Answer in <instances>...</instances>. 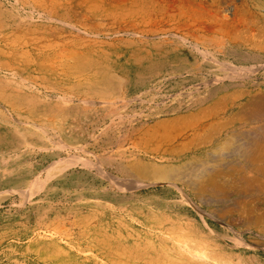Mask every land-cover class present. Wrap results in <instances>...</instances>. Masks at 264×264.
Instances as JSON below:
<instances>
[{
    "label": "rangeland",
    "instance_id": "obj_1",
    "mask_svg": "<svg viewBox=\"0 0 264 264\" xmlns=\"http://www.w3.org/2000/svg\"><path fill=\"white\" fill-rule=\"evenodd\" d=\"M261 4L0 0V264H264ZM131 160L214 168L190 188Z\"/></svg>",
    "mask_w": 264,
    "mask_h": 264
},
{
    "label": "bare ground",
    "instance_id": "obj_2",
    "mask_svg": "<svg viewBox=\"0 0 264 264\" xmlns=\"http://www.w3.org/2000/svg\"><path fill=\"white\" fill-rule=\"evenodd\" d=\"M260 7H262L263 9H264V4L262 5L261 4V6ZM34 10V9H33ZM52 11V10H51ZM222 12V11H221ZM146 13V12H145ZM208 13V12H207ZM41 14V13H40ZM230 14V13H229ZM203 17V16H202ZM170 19V18H169ZM56 20V19H55ZM205 20V19H204ZM54 21V20H53ZM208 22V21H207ZM216 22V21H215ZM150 23V22H149ZM159 23L160 22H158V23H154V27H155V36H159V35H161V34H164V33H167V32H171L172 33V31L173 30H176V31H182L183 33H184V36L183 37H181V39H184V41L186 42V40L188 39V37H190L191 39L192 38H194L195 40H197V41H199V42H202V43H210V44H212V43H216V45H220L221 46V43L223 42H226L225 40H226V37H227V35H226V37H224L223 35H220L219 33H214V31L215 30H217V27L214 29V31H212V27L210 28V27H207V26H205V25H201V24H199V25H196V24H198V23H195V22H192V23H190V22H186V24L185 23H177V24H175V25H162V26H160L159 25ZM193 23H195V24H193ZM165 24V23H164ZM203 24V23H202ZM114 26V25H113ZM135 27V26H134ZM75 29V28H74ZM150 29H152V28H150ZM219 29V28H218ZM222 30H223V28H222ZM221 30V31H222ZM154 31H152V32H154ZM117 32V31H116ZM150 32V31H149ZM215 32H217V31H215ZM222 32H224V31H222ZM221 32V33H222ZM87 33V32H86ZM108 34V33H107ZM143 34V33H142ZM149 34V33H148ZM223 34V33H222ZM224 34H226L225 32H224ZM171 35V34H170ZM176 35V34H175ZM91 36V35H90ZM137 36V35H136ZM172 36V35H171ZM167 37V36H166ZM179 37V36H178ZM245 37V36H244ZM155 38V37H154ZM230 39V38H229ZM241 39V38H240ZM229 42V41H228ZM219 43V44H218ZM257 43V42H256ZM201 44V43H200ZM226 44V43H225ZM215 45V44H214ZM224 45V44H223ZM225 46V45H224ZM196 47V46H195ZM214 47V46H213ZM216 47V46H215ZM220 48V47H219ZM222 49H223V47H222ZM197 50V49H196ZM221 50V49H220ZM225 50V49H224ZM199 51V50H198ZM61 54V53H60ZM200 54V53H199ZM206 54V53H205ZM203 55H204V53H203ZM213 59H214V57H213ZM224 63V62H223ZM217 64H219V63H217ZM229 64V63H228ZM255 66V65H254ZM232 67V66H231ZM230 67V68H231ZM235 67V66H234ZM180 68V67H179ZM187 68V67H186ZM224 68H226V67H224ZM239 68V67H238ZM245 68V67H244ZM177 69V68H176ZM246 69H247V67H246ZM225 70V69H224ZM227 70V69H226ZM232 70L234 71V69L232 68ZM229 71V70H228ZM231 71V70H230ZM249 71V70H248ZM232 72V71H231ZM233 73V72H232ZM121 79V78H120ZM212 79H215V78H212ZM112 81H113V79H111ZM121 80H123V79H121ZM234 80V79H233ZM125 81V80H124ZM124 81L123 82H121L120 84L122 85V83H124ZM213 81V80H212ZM27 82V81H26ZM219 82V81H218ZM91 83V82H90ZM90 85V84H89ZM119 85V84H118ZM96 87V86H95ZM99 87V86H98ZM91 88V87H90ZM117 88V87H116ZM86 89V88H85ZM201 89V88H200ZM76 90V89H75ZM113 90H114V88H113ZM117 90V89H116ZM99 92L98 93H100V94H102V95H104L105 93H103L100 89L98 90ZM83 92V91H82ZM89 92V91H88ZM114 92V91H113ZM116 92V91H115ZM90 93V92H89ZM93 94V93H92ZM70 95V94H69ZM94 95V94H93ZM96 95V94H95ZM113 95H116L115 93L113 94ZM100 96V95H99ZM104 96H107V95H104ZM96 97H97V95H96ZM72 101V100H71ZM109 101H111V100H109ZM109 101H107V102H109ZM106 103V102H105ZM91 104V103H90ZM89 104V105H90ZM225 104V103H224ZM112 105V104H111ZM260 105V104H259ZM258 105V106H259ZM263 108V107H262ZM46 110V109H45ZM264 110V109H263ZM60 113V112H59ZM263 113V112H262ZM249 114V113H248ZM40 115V114H39ZM43 115V114H42ZM206 115V114H205ZM41 116V115H40ZM264 116V115H263ZM128 117V116H127ZM262 118V117H261ZM47 119V118H46ZM15 120V119H14ZM194 123H196V122H194ZM193 123V124H194ZM181 125H182V123H180ZM197 124V123H196ZM43 125V124H42ZM198 125V124H197ZM34 126V125H33ZM34 127H37L36 125L34 126ZM39 127H37V129H38ZM42 128L43 127H41V130H42ZM192 128V127H191ZM264 129V127H260V129ZM262 129L259 131V132H261L262 131ZM16 131H17V129H16ZM43 132V131H42ZM188 132V131H187ZM250 132V131H249ZM258 132V131H257ZM258 132V133H259ZM17 132H15V134H16ZM20 133V132H19ZM167 133V132H166ZM183 133V132H182ZM14 134V133H13ZM14 134V135H15ZM21 134V133H20ZM47 134V133H46ZM181 134V133H180ZM186 134V133H185ZM242 134V133H241ZM244 134V133H243ZM251 134H254L255 136H256V138L255 137H253V139H257V138H259L260 139V137L262 138V135H260V134H255V132L253 133V130H252V133ZM250 134V135H251ZM182 135V134H181ZM185 136V135H184ZM252 136V135H251ZM13 137V136H12ZM11 137V138H12ZM21 137H23V135H21ZM59 137V136H58ZM181 137V136H180ZM193 137H195V136H193ZM192 137V138H193ZM184 138V137H183ZM197 138V137H196ZM218 138V137H217ZM14 139H17V138H14ZM182 139V138H181ZM214 139H215V137H214ZM213 139V140H214ZM247 140H243V143L240 145V147H239V149H237L238 150V154H236V155H239V157L241 156V157H247V156H250L253 152H255V151H253L254 149H253V146L255 145L254 143H253V140H251V137H247L246 138ZM263 139V138H262ZM18 140V139H17ZM16 140V141H17ZM169 140V139H168ZM185 140V139H184ZM217 140V139H216ZM241 140V139H240ZM258 140V139H257ZM1 141V140H0ZM15 141V140H14ZM13 141V142H14ZM171 141V140H170ZM169 141V142H170ZM235 141V140H234ZM18 142V141H17ZM126 142V141H125ZM23 143V142H22ZM21 143V144H22ZM167 143V142H166ZM212 143V142H211ZM215 143V142H214ZM258 143H259V141H258ZM13 144V143H12ZM20 144V145H21ZM55 144V143H54ZM228 144V143H227ZM11 145V144H10ZM9 145V147H11ZM18 145V144H17ZM67 145V144H66ZM135 145V144H134ZM236 145V144H235ZM256 145H257V143H256ZM229 146V145H228ZM231 146V145H230ZM67 147V146H66ZM237 147V146H236ZM64 148V147H63ZM223 148H224V146H223ZM262 148H264V147H262ZM218 149V148H217ZM226 149V148H225ZM47 150V149H46ZM125 150V149H124ZM183 150V149H182ZM192 150V149H191ZM146 151H148V150H146ZM190 151V150H189ZM221 151H223V150H221L220 149V152ZM235 151V149L233 150V152ZM150 152V151H149ZM186 152H188V151H186ZM219 152V153H220ZM233 152L231 153V154H233ZM237 152V151H236ZM125 153V152H124ZM130 153V152H129ZM134 153V152H133ZM146 153V152H145ZM138 154H139V152H138ZM152 154V153H151ZM230 154V155H231ZM235 154V153H234ZM137 155V154H136ZM146 155H148V154H146ZM150 155V154H149ZM156 155V154H155ZM163 155V154H162ZM217 155V154H216ZM216 155L214 156V157H216ZM227 155H229V154H227ZM260 155H261V153H260ZM112 156V155H111ZM153 156V155H152ZM166 156V155H165ZM191 156V155H190ZM218 156V155H217ZM220 156H221V154H220ZM232 156V155H231ZM252 156V155H251ZM250 156V157H251ZM78 157V156H77ZM77 157H76V159H77ZM108 159H109V157L108 156H106ZM135 157V156H134ZM225 157H226V155H225ZM75 158V157H74ZM138 158V157H137ZM150 158V157H149ZM211 158V157H210ZM106 159V158H105ZM153 159H155V158H151L150 160H153ZM160 159V158H159ZM167 159H169V158H167ZM167 159H160V161L164 164V163H168L169 162V160H167ZM213 159V158H212ZM84 160V159H83ZM82 160V161H83ZM113 160H115V159H113ZM112 160V161H113ZM145 160V159H144ZM191 160V159H190ZM71 161V160H70ZM69 161V162H70ZM74 161V160H73ZM78 161L80 162V160H79V158H78ZM81 161V162H82ZM132 161V160H131ZM137 161V160H136ZM136 161H132V162H130V166L129 165H123V164H121V166L123 167V168H125L126 170V174H128V176H129V173H131L130 175L131 176H135L136 175V173L138 174L137 176H139V178H141V177H144L143 178V180H145V179H154V181H159V180H163V181H169V183H171V184H175L176 182H181V183H183L184 185H187L188 187H190V188H196L198 185H199V181L203 178V177H205V176H207V173H209V172H211L212 171V169L214 168H212V169H207V168H209V166L210 165H208V167L206 168L205 166V169H198L197 167H187L186 166V164H184V165H180V166H174V165H171L170 164V166H163L162 164L161 165H155V164H150V163H146V162H144V163H142V162H140L139 160H138V162H136ZM212 161V160H211ZM217 161V160H216ZM215 161V162H216ZM220 161V160H219ZM249 161V160H248ZM72 162V161H71ZM85 162V161H84ZM175 162V161H174ZM199 162H201V161H199ZM210 162V161H209ZM238 162V161H237ZM74 163V162H73ZM193 163V162H192ZM201 163H203V162H201ZM212 163V162H211ZM210 163V164H211ZM226 163V162H225ZM70 164V163H69ZM68 164V165H69ZM100 164V163H99ZM207 164H209V163H207ZM229 164V163H228ZM77 165V164H76ZM167 165V164H166ZM189 165H190V163H189ZM197 165V164H196ZM69 166H71V164L69 165ZM91 166H92V164H91ZM131 167V169L129 168V167ZM200 167V166H199ZM121 168V167H120ZM234 168V167H233ZM232 168V169H233ZM10 169H12L11 167H10ZM55 169V168H54ZM53 169V171H55ZM64 169V168H63ZM67 169V168H66ZM50 170V169H49ZM61 170V172L62 171H64V170H62V169H60ZM46 171H47V175H48V172H49V175H50V171H48V169H46ZM129 171H131V172H129ZM213 171H215V170H213ZM128 172V173H127ZM53 173V172H52ZM210 174H212V173H210ZM210 174H209V176H210ZM48 175V176H49ZM12 176V175H11ZM47 176V177H48ZM13 177V176H12ZM46 177V178H47ZM50 177V176H49ZM11 178V177H10ZM15 178V177H14ZM52 178V177H51ZM50 178V179H51ZM47 179H49V178H47ZM128 179V178H127ZM9 180V179H8ZM11 180V179H10ZM20 180V179H19ZM218 180V179H217ZM40 180H38L37 181V179H36V181L35 182H39ZM43 181V180H42ZM45 181V180H44ZM128 181V180H127ZM157 181V182H158ZM160 182V181H159ZM162 182V181H161ZM160 182V183H161ZM9 183V182H8ZM34 183V182H33ZM45 183V182H44ZM44 183H42V184H44ZM138 183V182H137ZM140 183V182H139ZM36 184V183H35ZM40 184H41V181H40ZM122 184V183H121ZM130 184V183H129ZM136 184V183H135ZM156 184V183H155ZM37 185H39V183L37 184ZM37 185H34V190L36 189L35 187H37ZM131 185V184H130ZM129 185V186H130ZM140 185V184H139ZM177 185V184H176ZM41 186V185H40ZM43 186V185H42ZM142 186V185H141ZM39 187V186H38ZM38 187H37V189H38ZM41 188V187H40ZM43 188V187H42ZM144 188V187H143ZM205 188V187H204ZM39 190V189H38ZM197 190V189H196ZM217 190V189H216ZM19 191V190H18ZM11 192V191H10ZM14 192V191H13ZM25 192V191H24ZM38 192V191H37ZM197 192V191H196ZM198 192H200L201 193V190H199ZM197 192V193H198ZM216 192V191H215ZM21 193H23V192H21ZM18 194H20V193H18ZM32 194V193H31ZM24 195H26V193L24 194ZM29 195V194H28ZM199 196V195H198ZM215 196V195H214ZM29 197V196H28ZM201 197V196H200ZM27 198V197H26ZM209 198V197H208ZM206 199V198H205ZM217 200V199H216ZM23 202V201H22ZM188 202V201H187ZM60 231V230H59ZM192 244V243H191ZM202 246V245H201ZM207 252V251H206ZM197 253V252H196ZM199 253V252H198ZM203 255H204V253H203ZM200 259V258H199ZM203 259V258H202ZM208 259V258H207ZM214 262V261H213ZM236 263V262H235ZM237 264V263H236Z\"/></svg>",
    "mask_w": 264,
    "mask_h": 264
}]
</instances>
